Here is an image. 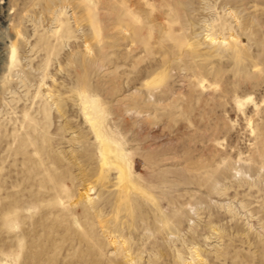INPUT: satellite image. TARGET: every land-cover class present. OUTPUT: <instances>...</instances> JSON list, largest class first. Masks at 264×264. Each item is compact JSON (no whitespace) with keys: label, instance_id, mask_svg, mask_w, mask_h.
Wrapping results in <instances>:
<instances>
[{"label":"rangeland","instance_id":"obj_1","mask_svg":"<svg viewBox=\"0 0 264 264\" xmlns=\"http://www.w3.org/2000/svg\"><path fill=\"white\" fill-rule=\"evenodd\" d=\"M0 264H264V0H0Z\"/></svg>","mask_w":264,"mask_h":264},{"label":"bare ground","instance_id":"obj_2","mask_svg":"<svg viewBox=\"0 0 264 264\" xmlns=\"http://www.w3.org/2000/svg\"><path fill=\"white\" fill-rule=\"evenodd\" d=\"M104 151H107V146L104 145Z\"/></svg>","mask_w":264,"mask_h":264}]
</instances>
